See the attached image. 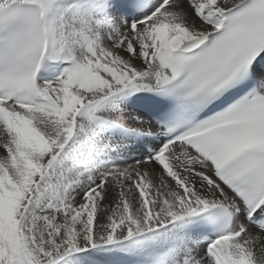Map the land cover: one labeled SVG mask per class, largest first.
Listing matches in <instances>:
<instances>
[{"label":"snow or ice","instance_id":"snow-or-ice-1","mask_svg":"<svg viewBox=\"0 0 264 264\" xmlns=\"http://www.w3.org/2000/svg\"><path fill=\"white\" fill-rule=\"evenodd\" d=\"M0 264H264V0H0Z\"/></svg>","mask_w":264,"mask_h":264}]
</instances>
